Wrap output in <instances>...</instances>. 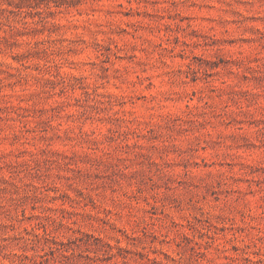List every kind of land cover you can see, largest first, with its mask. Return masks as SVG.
Masks as SVG:
<instances>
[{
  "label": "rangeland",
  "instance_id": "rangeland-1",
  "mask_svg": "<svg viewBox=\"0 0 264 264\" xmlns=\"http://www.w3.org/2000/svg\"><path fill=\"white\" fill-rule=\"evenodd\" d=\"M0 264H264V0H0Z\"/></svg>",
  "mask_w": 264,
  "mask_h": 264
}]
</instances>
